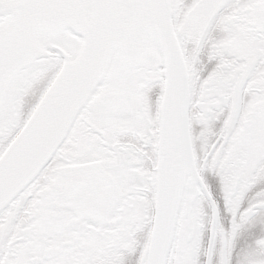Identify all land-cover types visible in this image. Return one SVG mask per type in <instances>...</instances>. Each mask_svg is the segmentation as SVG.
<instances>
[{
  "label": "snow or ice",
  "instance_id": "obj_1",
  "mask_svg": "<svg viewBox=\"0 0 264 264\" xmlns=\"http://www.w3.org/2000/svg\"><path fill=\"white\" fill-rule=\"evenodd\" d=\"M0 264H264V0H0Z\"/></svg>",
  "mask_w": 264,
  "mask_h": 264
},
{
  "label": "flooded vegetation",
  "instance_id": "obj_2",
  "mask_svg": "<svg viewBox=\"0 0 264 264\" xmlns=\"http://www.w3.org/2000/svg\"><path fill=\"white\" fill-rule=\"evenodd\" d=\"M213 193L215 194V193H217L218 191H219V182H218V180L216 181V183L213 185ZM239 247H240V244L238 243V245H237V250H239Z\"/></svg>",
  "mask_w": 264,
  "mask_h": 264
}]
</instances>
